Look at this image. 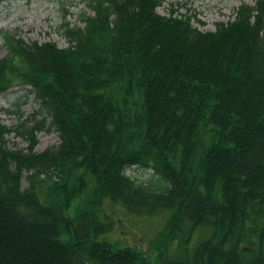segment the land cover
Masks as SVG:
<instances>
[{
  "label": "trees",
  "instance_id": "1",
  "mask_svg": "<svg viewBox=\"0 0 264 264\" xmlns=\"http://www.w3.org/2000/svg\"><path fill=\"white\" fill-rule=\"evenodd\" d=\"M164 2L86 0L78 22L61 25L66 47L0 32V95L20 81L39 106L16 128L27 151L8 146L0 120V264H152L102 238L113 226L98 217L104 199L169 211V235L212 229L174 264H264V0L210 31L175 8L161 14ZM43 130L61 143L36 152ZM42 174L74 192L42 201Z\"/></svg>",
  "mask_w": 264,
  "mask_h": 264
},
{
  "label": "rangeland",
  "instance_id": "2",
  "mask_svg": "<svg viewBox=\"0 0 264 264\" xmlns=\"http://www.w3.org/2000/svg\"><path fill=\"white\" fill-rule=\"evenodd\" d=\"M85 2L86 0H5L0 5V32L8 31L28 43L52 41L60 47H66L68 42L61 25L67 20L77 23L81 12L85 10ZM255 2L256 0H166L158 11L167 15L175 8L177 13L191 15L196 27L210 31L215 30L219 23L233 20L241 4L254 5ZM65 8H68L69 16H66ZM6 54V45L0 37V59ZM30 89V86L14 81L13 87L0 95V120L11 129L6 136L11 149L27 151L30 145L29 137L19 134L16 129L24 123L32 126L36 120L35 114L39 106ZM35 141V151L42 152L58 146L61 138L56 130H43L35 134ZM127 172L139 179L149 178L153 174L136 167L129 168ZM32 173L33 171L24 172L23 187L30 186L28 177ZM36 183L39 197L44 202L51 198H62L63 190L67 187L71 193L75 190L73 183L66 186L56 174H53V178L42 174ZM90 192V189H86L84 194L74 198L71 214H76L84 205ZM96 211L100 220L113 224L112 229L102 238L113 245L143 251L152 264H174L185 256H191L197 245L212 234L211 228L199 226L193 232V237L187 240L190 224L186 223L180 232H175L178 237L173 238L175 233L169 235L167 232L171 217L169 211L137 214L130 212L122 203L109 199H104Z\"/></svg>",
  "mask_w": 264,
  "mask_h": 264
}]
</instances>
